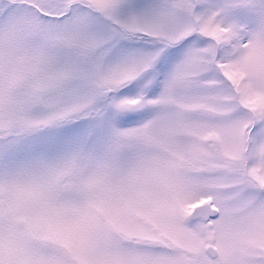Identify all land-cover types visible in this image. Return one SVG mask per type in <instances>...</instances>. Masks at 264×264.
Segmentation results:
<instances>
[{"label": "snow or ice", "instance_id": "obj_1", "mask_svg": "<svg viewBox=\"0 0 264 264\" xmlns=\"http://www.w3.org/2000/svg\"><path fill=\"white\" fill-rule=\"evenodd\" d=\"M0 264H264V0H0Z\"/></svg>", "mask_w": 264, "mask_h": 264}]
</instances>
